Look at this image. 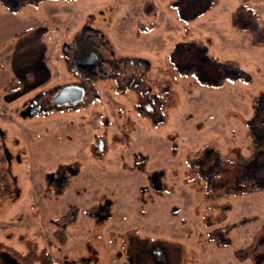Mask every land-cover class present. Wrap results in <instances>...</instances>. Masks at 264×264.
I'll list each match as a JSON object with an SVG mask.
<instances>
[{"label":"rangeland","instance_id":"rangeland-1","mask_svg":"<svg viewBox=\"0 0 264 264\" xmlns=\"http://www.w3.org/2000/svg\"><path fill=\"white\" fill-rule=\"evenodd\" d=\"M215 1L0 0V62L10 57L0 68V243L25 253L24 236L58 264H253L235 253L264 223V160L257 170L249 128L264 103V48L231 16L247 5L264 18V0ZM87 24L105 37V61L114 54L106 72L56 60ZM136 60L150 64L155 94L167 90L165 127L109 79L131 78ZM82 77L98 100L20 117L24 100ZM12 79L21 90L9 95ZM74 206L82 212L62 247L50 221Z\"/></svg>","mask_w":264,"mask_h":264},{"label":"flooded vegetation","instance_id":"flooded-vegetation-1","mask_svg":"<svg viewBox=\"0 0 264 264\" xmlns=\"http://www.w3.org/2000/svg\"><path fill=\"white\" fill-rule=\"evenodd\" d=\"M81 35L76 37L72 41V46H62L60 54L56 57V60L64 65L68 72H71L73 68L77 70H83L90 73L100 69L105 71L107 67H112L115 64L116 60L114 59V54L110 52V61H105L104 56L107 54V44L105 42L104 35L96 28H93L92 25H86L81 30ZM84 44L90 46L88 53L82 54ZM82 52V53H81ZM104 54V56L102 55ZM82 57V62L80 59ZM135 66L137 73H135L129 79H116L110 77L115 81L116 86H118V91L120 93L126 94V91H134L138 95L136 100L135 109L139 114L146 115L149 119V122L155 126L165 127L166 121L163 117L164 102L162 100V95L165 96L167 93L166 89L159 90L158 94H155L154 90L147 85L145 81L146 70H150V64L141 60H136ZM106 72V71H105ZM181 73V72H180ZM108 76V75H107ZM103 79V78H102ZM88 79L85 77L80 78L77 84H67L62 88L56 87L48 92H39L33 97L26 99L22 103V107L19 111V115L22 118H31L36 117H46L49 115L51 110H62V109H71L79 105H82L89 96L94 99H99L98 94L95 90L88 89L87 86ZM76 88L83 92L82 99L77 103H66L59 104L57 101L59 94L62 90ZM10 93L9 95H13ZM33 114L30 116L29 114ZM147 119V120H148ZM100 142V140H99ZM99 144V143H98ZM99 149V148H98ZM156 251L154 256H156Z\"/></svg>","mask_w":264,"mask_h":264},{"label":"trees","instance_id":"trees-1","mask_svg":"<svg viewBox=\"0 0 264 264\" xmlns=\"http://www.w3.org/2000/svg\"><path fill=\"white\" fill-rule=\"evenodd\" d=\"M217 2L218 0H216L213 5H216ZM18 5L19 4H17V6ZM231 21L235 30L249 37L252 46L264 48V18H262L254 8L247 5L239 6L232 14ZM9 60L10 57H5L4 60L0 62V68H5V62ZM19 90H21V83L16 79H12L5 88V91L8 93H16ZM261 105V108H257L254 119L249 127L251 136L255 142L256 151H259L258 155H252L251 157V160L254 161L253 164L257 166L256 169H261L260 167H263L262 163L264 160V155L261 153L262 149L257 147V144L260 142L257 136L259 133L264 134V103ZM262 151H264V149ZM257 175L260 176L259 179H263L264 171L257 173ZM64 182L65 185H67L69 180L64 179ZM257 190H264V186ZM81 212L79 207L74 206L64 216L50 221L51 225L54 227L53 235L60 246L64 247L67 245L68 233L71 228L75 227L78 223ZM20 241L24 243L27 248L25 253L17 252L7 247L5 244L0 243L1 263L10 264L12 261L14 264H58L53 260L51 254H49L46 249L40 248L35 241L27 239L24 236L20 237ZM262 255H264V223L254 236L252 244L244 249L238 250L235 253V258L239 261L250 260L253 264H264V261L261 262L259 260V257Z\"/></svg>","mask_w":264,"mask_h":264},{"label":"water","instance_id":"water-1","mask_svg":"<svg viewBox=\"0 0 264 264\" xmlns=\"http://www.w3.org/2000/svg\"><path fill=\"white\" fill-rule=\"evenodd\" d=\"M83 97V92L76 89V88H71V89H66L62 90L59 94V97L56 102L59 104H66V103H77L79 102ZM32 116L33 114H29ZM99 151L104 150V144L102 141L98 144Z\"/></svg>","mask_w":264,"mask_h":264}]
</instances>
